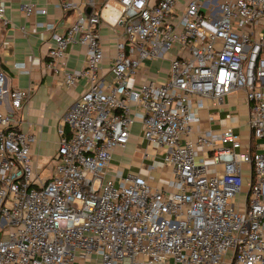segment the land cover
I'll return each instance as SVG.
<instances>
[{"label":"built area","instance_id":"2783aa9c","mask_svg":"<svg viewBox=\"0 0 264 264\" xmlns=\"http://www.w3.org/2000/svg\"><path fill=\"white\" fill-rule=\"evenodd\" d=\"M54 5L62 20H75L62 32L46 26L48 67L63 74L64 87L89 85L63 117L68 133L43 177L35 136L20 128L31 93L7 89L0 67V264H264V0ZM4 16L0 0L7 25ZM102 24L120 29L111 83L101 76ZM75 44L87 51L81 71L66 66ZM159 59L169 61L167 81L130 86ZM235 92L248 104L249 145L230 128L195 134L205 102L222 109ZM136 121L164 152L153 156L167 173L158 187L140 173L108 176Z\"/></svg>","mask_w":264,"mask_h":264},{"label":"crops","instance_id":"0c3cea01","mask_svg":"<svg viewBox=\"0 0 264 264\" xmlns=\"http://www.w3.org/2000/svg\"><path fill=\"white\" fill-rule=\"evenodd\" d=\"M105 0H96L102 4ZM5 7L4 24L0 20V67L7 74V89H19L30 91L29 102L25 104L20 119L22 131L30 132L35 136L32 151L38 157L40 163H47L55 155L59 148V142L63 131L68 133L64 126L63 117L78 99L88 89V81L80 80L74 87L63 86V74H56L48 67L47 57L52 47V34L46 30L48 24H56L57 30L62 32L75 20L61 19L60 13L55 8V0H2ZM24 4L33 5L35 9H45L47 13L42 15L33 12L28 16L21 10ZM101 42L105 51V60L102 65L101 76L106 83L113 81L109 72L112 59L117 54L120 29L111 28L106 24L100 27ZM86 48L79 45H71L66 52V66L70 71H81L87 66ZM169 61L159 59L143 65V69L130 80V86L138 87L145 81L165 82L169 76ZM147 72H143V71ZM225 106L217 109L211 101H206V109L199 112L200 123L194 125L195 134L211 132L214 136L220 135L222 130L232 129L239 135L243 145H249L251 131L248 125L249 109L242 92H235L224 100ZM212 118V120H211ZM132 138L125 149H118L113 155L112 165L108 171L109 178L117 171L123 176L129 173H140L147 176L153 187H158L160 180L166 175V169L160 164V157L156 154L154 146L149 145L143 150L139 146L147 142L143 139L142 124L136 121L131 130ZM142 154V158L137 156ZM149 154V158L146 156ZM145 161L150 163L145 164ZM155 162L156 170L149 172L147 167ZM221 170V168H218ZM248 174V169L244 170ZM77 264H101L98 259L92 257L89 261H79Z\"/></svg>","mask_w":264,"mask_h":264},{"label":"rangeland","instance_id":"374dc122","mask_svg":"<svg viewBox=\"0 0 264 264\" xmlns=\"http://www.w3.org/2000/svg\"><path fill=\"white\" fill-rule=\"evenodd\" d=\"M147 143L148 142H145L144 144H142L139 147L141 149L145 150V149H147V146H148ZM155 151H157V149H154V152ZM156 154H158L159 156H162V155H164V152H160V153L156 152ZM137 156L140 157V158H142V154L141 153H137ZM148 163H150V161H145V164H148ZM41 164L43 165L42 166V174H43V177H46L48 175V172L50 171V169H52V164L50 163V161H48L45 164L44 163H41ZM143 177L148 178L146 175L145 176L143 175Z\"/></svg>","mask_w":264,"mask_h":264}]
</instances>
